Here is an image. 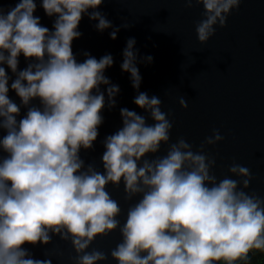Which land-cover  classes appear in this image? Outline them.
Returning <instances> with one entry per match:
<instances>
[{
  "label": "clouds",
  "instance_id": "1",
  "mask_svg": "<svg viewBox=\"0 0 264 264\" xmlns=\"http://www.w3.org/2000/svg\"><path fill=\"white\" fill-rule=\"evenodd\" d=\"M104 2L41 0L45 15L55 17L51 30L34 15L36 0H17L7 10L0 4V264H51L47 250L38 259L25 245H48L54 237L70 245L69 264H252L264 254V196L248 191L255 177L236 162L216 175V157L207 149L224 139L219 129L199 146L183 136L172 141L174 122L162 99L139 91L134 37L120 67L137 91L133 103L146 115L120 109L121 127L102 141V170L81 158L120 89L104 75L114 63L111 54L97 59L83 52L85 59L77 60L78 26L87 15L97 31L111 28L113 40L131 26L114 27L98 10ZM182 2L202 6L195 32L204 45L245 0ZM178 104L188 107L185 95ZM121 184L126 211L108 190ZM117 231L120 239L107 252L92 247ZM55 255L62 264L63 253Z\"/></svg>",
  "mask_w": 264,
  "mask_h": 264
},
{
  "label": "water",
  "instance_id": "2",
  "mask_svg": "<svg viewBox=\"0 0 264 264\" xmlns=\"http://www.w3.org/2000/svg\"><path fill=\"white\" fill-rule=\"evenodd\" d=\"M16 2L0 0L6 10ZM36 3L34 15L51 30L55 17L45 15L41 0ZM98 10L114 27L124 22L131 26L120 28L113 40L109 37L111 28L99 32L94 27L97 21H90L85 15L78 26L82 35L72 42L73 53L79 62L85 59L81 55L83 52L97 59L111 54L114 63L104 75L120 89L115 97L116 107L109 110L105 106L102 111L104 122L99 127L93 148L81 150L85 163L95 162L102 170V141L121 127V108L146 115L133 103L137 91L131 86L129 73L122 72L120 67L126 41L134 37V48L139 50L137 67L142 77L139 91L162 99V110L169 112V119L174 122L172 141L183 136L194 146H199L213 129H219L224 139L207 149L216 157V175L226 174L227 167L233 162L247 166L255 177L248 191L264 196V0H245L239 10L229 15L227 26L217 27L215 35L204 45L198 42L195 32V24L202 18L201 5L186 8L182 0H105ZM147 56L153 58L151 63L140 62V58ZM19 60V68L23 69L27 62L22 55ZM9 75H12L10 70ZM105 88L102 85L101 91ZM182 95L188 102L186 109H181L178 104ZM9 96L19 103L14 92L10 91ZM24 111L22 108L21 116ZM165 149L166 145H162L158 154H164ZM108 190L126 211L128 205L122 199L123 185L119 189L109 185ZM120 219L123 223V215ZM119 239L117 231L103 239L98 237L92 247L107 252ZM25 247L38 259H45L47 250L52 254L51 264H61L56 253H63L62 264H69L67 257L73 255L70 245L58 237L48 245ZM103 264L114 262L109 259Z\"/></svg>",
  "mask_w": 264,
  "mask_h": 264
},
{
  "label": "trees",
  "instance_id": "3",
  "mask_svg": "<svg viewBox=\"0 0 264 264\" xmlns=\"http://www.w3.org/2000/svg\"><path fill=\"white\" fill-rule=\"evenodd\" d=\"M252 264H264V254L254 255Z\"/></svg>",
  "mask_w": 264,
  "mask_h": 264
}]
</instances>
